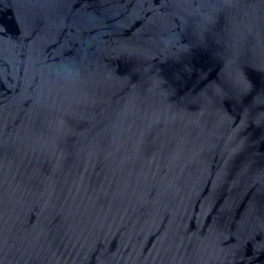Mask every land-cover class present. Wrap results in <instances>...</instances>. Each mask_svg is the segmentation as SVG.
Returning a JSON list of instances; mask_svg holds the SVG:
<instances>
[{
    "label": "water",
    "instance_id": "obj_1",
    "mask_svg": "<svg viewBox=\"0 0 264 264\" xmlns=\"http://www.w3.org/2000/svg\"><path fill=\"white\" fill-rule=\"evenodd\" d=\"M0 264H264V0H0Z\"/></svg>",
    "mask_w": 264,
    "mask_h": 264
}]
</instances>
